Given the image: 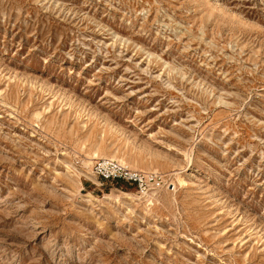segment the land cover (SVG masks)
I'll return each mask as SVG.
<instances>
[{"label": "rangeland", "instance_id": "374dc122", "mask_svg": "<svg viewBox=\"0 0 264 264\" xmlns=\"http://www.w3.org/2000/svg\"><path fill=\"white\" fill-rule=\"evenodd\" d=\"M0 264H264V0H0Z\"/></svg>", "mask_w": 264, "mask_h": 264}, {"label": "built area", "instance_id": "2783aa9c", "mask_svg": "<svg viewBox=\"0 0 264 264\" xmlns=\"http://www.w3.org/2000/svg\"><path fill=\"white\" fill-rule=\"evenodd\" d=\"M93 172L102 180L122 179L134 184L137 189L143 190L150 183L156 182L155 173L144 172L113 158L100 157L93 165Z\"/></svg>", "mask_w": 264, "mask_h": 264}, {"label": "trees", "instance_id": "16d2710c", "mask_svg": "<svg viewBox=\"0 0 264 264\" xmlns=\"http://www.w3.org/2000/svg\"><path fill=\"white\" fill-rule=\"evenodd\" d=\"M117 180H122V179H117ZM117 180H116V181H117ZM123 181H125V180H123ZM125 182H126V181H125Z\"/></svg>", "mask_w": 264, "mask_h": 264}]
</instances>
